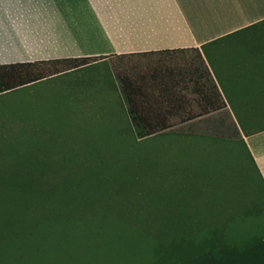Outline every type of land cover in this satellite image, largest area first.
Here are the masks:
<instances>
[{
	"label": "rangeland",
	"instance_id": "374dc122",
	"mask_svg": "<svg viewBox=\"0 0 264 264\" xmlns=\"http://www.w3.org/2000/svg\"><path fill=\"white\" fill-rule=\"evenodd\" d=\"M179 64L153 55L43 69L0 93V186H33L28 197L0 190V264H142L144 233L174 232L177 217L194 230L225 219L228 240L264 232V184L231 116L133 129L117 74Z\"/></svg>",
	"mask_w": 264,
	"mask_h": 264
},
{
	"label": "crops",
	"instance_id": "0c3cea01",
	"mask_svg": "<svg viewBox=\"0 0 264 264\" xmlns=\"http://www.w3.org/2000/svg\"><path fill=\"white\" fill-rule=\"evenodd\" d=\"M162 49L180 63L162 69L174 116H231L264 181V0H0V63Z\"/></svg>",
	"mask_w": 264,
	"mask_h": 264
},
{
	"label": "trees",
	"instance_id": "16d2710c",
	"mask_svg": "<svg viewBox=\"0 0 264 264\" xmlns=\"http://www.w3.org/2000/svg\"><path fill=\"white\" fill-rule=\"evenodd\" d=\"M168 51L162 49L123 53L118 57H147L158 54L164 56ZM95 58L97 57H69L0 63V93L46 77L47 75L41 71L43 69H53V74H56L86 64ZM162 72L159 76L151 71L117 74L131 125L140 137L167 129L172 124L171 116L186 109L164 103L162 91L166 85L167 75L163 70ZM219 108H221L219 105L201 106L199 113H188L186 119ZM241 141L255 164L243 137ZM0 190L28 197L33 192V186L4 185L0 186ZM42 190L43 187H39V191ZM173 221L179 227L174 232L144 233L143 238L148 252L142 264H264V232L228 240L225 219L214 218L201 230H194L190 219L186 217H177Z\"/></svg>",
	"mask_w": 264,
	"mask_h": 264
},
{
	"label": "flooded vegetation",
	"instance_id": "af4514ba",
	"mask_svg": "<svg viewBox=\"0 0 264 264\" xmlns=\"http://www.w3.org/2000/svg\"><path fill=\"white\" fill-rule=\"evenodd\" d=\"M160 74H161V72H155V73H154V75H158V76H159Z\"/></svg>",
	"mask_w": 264,
	"mask_h": 264
}]
</instances>
